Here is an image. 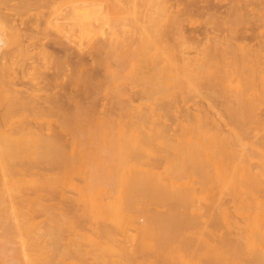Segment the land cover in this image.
Instances as JSON below:
<instances>
[{"label":"bare ground","instance_id":"1","mask_svg":"<svg viewBox=\"0 0 264 264\" xmlns=\"http://www.w3.org/2000/svg\"><path fill=\"white\" fill-rule=\"evenodd\" d=\"M68 1L26 2L32 87L0 84V264H264V33L179 46L170 0Z\"/></svg>","mask_w":264,"mask_h":264},{"label":"rangeland","instance_id":"2","mask_svg":"<svg viewBox=\"0 0 264 264\" xmlns=\"http://www.w3.org/2000/svg\"><path fill=\"white\" fill-rule=\"evenodd\" d=\"M67 1L68 0H64V4H63L64 8L60 11L61 13L62 12L64 13L68 9V7L71 6L72 2L71 1L67 2ZM26 2H32L31 3L32 5L36 4L35 0H31V1L30 0H0V9L3 7V9L1 10L5 13V16L7 17L6 19L8 20L7 21L8 24L4 26L5 29L3 32V45H0V84L5 83L6 85L8 83L9 85L12 84V86H16V88L17 87L21 88V86L24 85L25 87H32L30 83L27 82L26 84L24 79H21L23 78L21 72L22 55L25 46V33H26L25 30L27 28L24 24V20L26 18L25 15ZM170 2H171L170 4L173 3L172 5H174L175 7L177 6L176 8L173 6L174 7L173 10L177 11L182 9V11H185L184 14L182 15L183 18L181 17L182 23L179 25V27L178 25L177 26L172 25L167 28L166 34L167 33L170 34L168 37V39L170 38L168 40L169 41L168 43L171 42L174 45L175 44L179 45L180 43L179 46H181L182 44L189 45L191 42L196 43V41H194L195 37L197 38V40L198 39L200 40V43L204 44L206 39L213 35L222 36L232 33L233 36L237 38L234 41L238 42L239 44L249 43L251 45L257 46L259 43L258 39L260 35L264 33V28L261 27L260 24H257L259 25L257 28V26L253 24V22H249L250 20L249 18H252V16H254L250 10H244L243 13H241L240 15L237 14L236 8L238 7L237 6L238 4L236 0H170ZM133 6H134L133 3L124 4L123 6L124 11H122V13H124L125 15L122 14L119 16L118 12L115 10H113V12L110 11V14L109 12H106L107 17L108 16L110 17L109 19L107 18L109 20L107 25L108 26L111 25L110 27H113V25H115L118 21V20L116 21V19H119V17H121L122 22L124 21L126 25L131 27V25L134 24L135 16L140 12H142V10L144 11L147 9V7H145L144 9V6L141 5V3L137 5L136 8H134ZM233 11L235 13H233ZM142 13H140L141 18L145 14ZM230 14L235 15L231 23L229 21L230 24H226V25L222 24L223 22L222 18H226V16L228 17ZM245 16H247L249 20ZM112 18L114 20H112ZM141 18L140 20H142V22L139 20L140 21L139 25L142 27L145 25L143 23L146 20L144 17H143L144 20L143 18L142 19ZM252 19L255 20L254 18ZM123 23L122 25H124ZM0 26H3L1 22H0ZM30 32H32V29ZM76 32H74V34L77 35ZM182 32L185 34L183 35ZM188 41L190 43H188ZM45 42L51 51H54L55 53L57 52L56 55L61 56L62 58L64 57V53H66L67 50L64 49L67 48L66 46L54 43L53 40L51 39H46ZM158 44L159 45L164 44V40L162 38L159 39ZM68 53L71 54V52L67 51V54ZM67 54L65 56H67ZM260 77L264 79V73L260 74L259 72H257L255 78H260ZM6 86L3 85L2 87H6ZM68 87L70 89L71 85H68ZM172 117H171V121L175 122L176 117L174 116Z\"/></svg>","mask_w":264,"mask_h":264}]
</instances>
